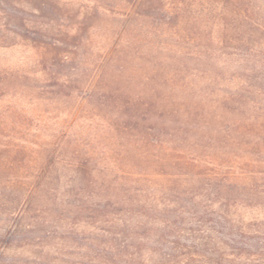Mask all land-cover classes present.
I'll return each mask as SVG.
<instances>
[{"label": "rangeland", "instance_id": "374dc122", "mask_svg": "<svg viewBox=\"0 0 264 264\" xmlns=\"http://www.w3.org/2000/svg\"><path fill=\"white\" fill-rule=\"evenodd\" d=\"M141 1L58 0L66 20L57 39L66 33L70 42L77 35L78 47L33 41L24 35H42L0 13V264H133L123 252L131 214L121 203L112 211L104 208L129 198L183 219L181 245L217 242L221 211L211 190L224 176L240 183L239 164L222 160L205 139L188 150L201 159L195 175H152L144 181L136 173L143 165L136 122L142 123L146 104L153 106L146 115L149 125L172 106L198 110L199 123L208 122L213 137L224 135L223 126L238 134L235 124L247 117L264 121V114L252 112L254 91H264V80L242 61L248 48L259 42L264 48V33L259 42L227 40L246 21L241 10L250 16L260 7L264 23V0H165L166 6L183 4L184 41L173 30L156 32L152 20L134 14ZM6 11L32 20L31 28H44L38 13L24 5ZM240 90L250 92L244 93L243 110H235L225 99H239ZM228 149L227 159L234 155ZM31 199L35 206L26 210L23 224L36 216L39 226L14 232ZM235 212L246 223L264 220L262 205ZM180 251L167 264L185 262L188 249Z\"/></svg>", "mask_w": 264, "mask_h": 264}, {"label": "trees", "instance_id": "16d2710c", "mask_svg": "<svg viewBox=\"0 0 264 264\" xmlns=\"http://www.w3.org/2000/svg\"><path fill=\"white\" fill-rule=\"evenodd\" d=\"M164 1L142 0L134 14L152 20L156 32L167 33V31L173 30L172 33H178V38L184 41L185 36L179 35V32L187 25L183 4L178 1L181 6H178V3L166 6ZM19 5L26 6L30 12L38 13L44 28L36 26L31 28L29 22L32 20L6 11L11 8L16 10ZM62 10L58 0H0V13L4 17L9 20L17 18L21 21V27L33 34L42 35V38H31L28 34H25V37L53 47H59L60 44L78 47L76 44L77 35L72 36L70 42H67L70 35L66 33L61 38L63 40L57 39L63 31L62 21L66 20L63 18V14H59ZM262 11L260 7H257L252 10V14L250 13L249 16L241 10V14L244 13L242 17L246 21L238 24V27L235 28L237 36L232 38L227 35V40L248 43L255 38V41L259 42L264 33V23L259 21L261 18L259 14ZM254 14H256V20L252 18ZM225 29L229 32L228 25L225 26ZM262 45L259 42L256 47L248 48L242 55V61L251 65L247 68L256 72L261 80L262 78L264 80V48ZM64 59L67 60L68 56L65 55ZM248 92L250 90H240L237 94L239 99L234 100L227 97L225 101L228 104H233L236 107L235 110H243L242 101L248 97L244 93ZM254 94L257 97L252 99V107H254L252 112L258 110L264 114V104H262L264 91L260 89L254 91ZM226 102L225 104H227ZM152 107L151 104H146L143 107L142 123L136 122L142 133L140 139L143 143L141 153L143 165L141 164L140 170L136 173L142 180L147 181L152 175H164L169 178L180 177L181 174L195 175L193 171L199 169L201 159L191 155L188 150L191 145L192 147L199 146L200 141L205 139L212 148L215 146L220 150L222 160L228 162L233 160L239 164L242 180L240 183H235L229 176H224L216 180L217 183L213 185L211 195L212 198L219 199L217 201L221 211L215 221V231L218 234L216 243H213L212 238H206L203 241L189 240V246H183L180 243L184 239L182 234L185 233L183 219H172L170 215L158 212L156 208L144 201L134 202L130 198L122 202L109 200L112 202H107L104 206L105 209L109 207L112 211L114 208L121 207L119 205L121 203L122 210L131 214L130 220L125 222L126 230L129 233L128 238L123 240L125 255L133 264H167L175 262L179 254L184 253L180 251V248L186 247L190 254L188 253L185 262L178 264H212L213 262L223 264V261L226 262L225 264H264V220L246 223L241 216L237 215L236 217L235 212L239 206H264V170H262L264 169V121H259L256 117L253 120L247 117L235 124L234 128L239 129L238 134H229L227 132L229 127L223 126L224 135L213 137L211 134L208 135L210 124L204 122L201 126L199 123L201 121V118L198 117L200 111L196 110L193 114L182 107L172 106L173 108L161 111L160 118L150 123V126L146 115ZM256 130L260 133L255 134ZM228 148L234 149V155L229 159H227L226 151H230ZM206 158L214 161L213 156L209 154ZM52 164L53 162L50 163V165ZM82 166H86V164ZM88 169L85 170L87 176L90 175ZM201 173L200 170L196 171V174L200 175ZM127 192H130L129 187ZM34 206L35 202L31 199L25 211L18 217L14 232H18L24 226H39L36 216L27 217L32 224H23L26 219V210L29 208L28 212H30ZM166 208L168 209V206ZM232 208H235L234 212H231ZM96 210L101 212L100 209H94V211ZM194 219L196 224L202 221L201 218ZM210 221L214 222V220ZM211 245L214 247L209 248ZM146 253L149 255L147 256ZM199 260L201 262H197Z\"/></svg>", "mask_w": 264, "mask_h": 264}]
</instances>
